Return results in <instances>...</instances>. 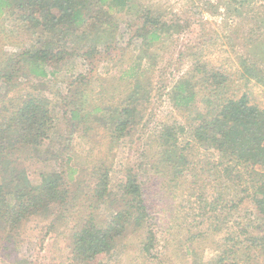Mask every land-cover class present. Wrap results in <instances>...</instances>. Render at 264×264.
Returning <instances> with one entry per match:
<instances>
[{
	"label": "trees",
	"instance_id": "obj_1",
	"mask_svg": "<svg viewBox=\"0 0 264 264\" xmlns=\"http://www.w3.org/2000/svg\"><path fill=\"white\" fill-rule=\"evenodd\" d=\"M137 3L0 0V256L17 260L22 226L44 248L60 224L74 264L125 252L130 229L142 264H264V107L248 89L264 87L261 59L239 56L242 83L199 57L174 70L162 54L194 23L215 43L207 21ZM20 32L30 39L3 49ZM188 44L177 64L201 55ZM46 146L54 163L35 183L25 162Z\"/></svg>",
	"mask_w": 264,
	"mask_h": 264
},
{
	"label": "rangeland",
	"instance_id": "obj_2",
	"mask_svg": "<svg viewBox=\"0 0 264 264\" xmlns=\"http://www.w3.org/2000/svg\"><path fill=\"white\" fill-rule=\"evenodd\" d=\"M142 6L152 7L154 9H181L185 7L189 10L194 8V13L196 10L198 11V17L202 20H206V28L210 32H206L208 36H204L203 38L211 37L215 41L213 45H200L197 41L198 35L203 34V28L201 23H194L193 27L190 28L187 32L181 33V35L176 38V44L170 45V49H166V51L162 54L163 61L167 63L170 61L171 56H175L174 65L172 68L174 70L182 69L185 70L189 63L194 59L199 57L202 60L210 61L214 66L225 68V70L230 71L233 79H236L242 83V79L239 78V75L236 71L241 69V65L239 64V56H258L261 67L264 69V0H246L245 7L240 8L239 11H236L235 7H237V3H234L230 0H136ZM188 1L191 6H188ZM241 11V12H240ZM255 16L254 18H252ZM245 18V19H242ZM253 20V21H252ZM255 22V23H254ZM8 25V23H7ZM213 28L215 31H213ZM219 35V37H217ZM216 37V38H215ZM30 39L29 33L20 32L17 36H11L10 39L7 38V43L4 45L3 49H11L14 45L19 46L24 44L26 41ZM196 45H195V41ZM194 41V42H192ZM190 43V44H188ZM202 43V42H201ZM186 44L191 45L192 47H204L201 55H191L187 60H183L180 64L176 63V60L179 58L180 50ZM199 45V46H197ZM207 47L205 48V46ZM196 51V48L194 49ZM193 51V52H194ZM186 61V62H185ZM262 61V62H261ZM110 62H105L100 65V71L108 74L111 72ZM122 67L124 66L121 65ZM120 67V65H119ZM122 71V69H120ZM164 73L165 78L162 81L169 80V77H173L176 75V71L174 73H170L171 71H166L161 69ZM146 80V78L144 79ZM254 97L257 101H259L264 107V87L261 84H256L252 82L249 86ZM97 88V87H96ZM95 89V88H94ZM158 103V102H157ZM171 108L167 104H162L161 108V116L166 118L169 115ZM153 115L155 116L157 112V108L153 106ZM86 146L88 144L82 138H78L74 141L73 150L75 153L83 155L86 152ZM42 158L36 157L38 154L32 153L31 158L27 159L25 162L26 168H28V174L32 177V181L35 183H39V169H45L54 163V159L52 158L50 150L47 146L42 149ZM70 151V150H68ZM47 160L46 163L43 161ZM21 168V167H20ZM246 173L248 170H243ZM34 172L35 176H34ZM38 173V174H37ZM248 173V172H247ZM247 177H250V173ZM120 177L119 179H122ZM106 211L101 212L102 217L107 216ZM45 217V213L42 214ZM42 218V224L45 225L47 223V219L50 218L47 215L45 218ZM70 223V222H68ZM206 225V224H205ZM230 226V225H229ZM228 226H223L220 230H216L214 236L216 240L219 242L223 238H229L234 233L233 229H227ZM26 228L22 226L21 233L17 236L19 239V243L21 245L19 252H14L17 260L14 261L7 260L0 256V264H72V249H73V241L71 240V234L67 233L66 235H61L60 233L63 229L60 227V224L55 227L52 231L51 235L46 239L44 248H41L39 243L40 241L37 238V233L30 232L25 233ZM210 230V229H208ZM212 235V234H211ZM134 233L130 229L126 238L124 239L125 252H116L113 255H109V253H104L99 256L102 264H142L141 260L136 251V243L137 240L134 237ZM213 236V235H212ZM34 244H32V242ZM207 255L205 258L209 256V251H207ZM176 264H181L178 259L175 260ZM74 264V263H73ZM146 264H158L156 261H151ZM243 264V263H242Z\"/></svg>",
	"mask_w": 264,
	"mask_h": 264
}]
</instances>
